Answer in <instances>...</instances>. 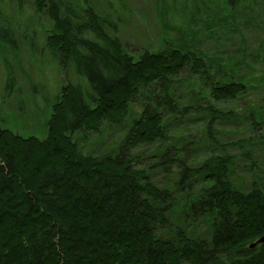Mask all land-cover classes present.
<instances>
[{"label":"trees","instance_id":"obj_1","mask_svg":"<svg viewBox=\"0 0 264 264\" xmlns=\"http://www.w3.org/2000/svg\"><path fill=\"white\" fill-rule=\"evenodd\" d=\"M32 4L52 22V59L87 87L62 86L44 138L0 125V264H264V182L237 185L230 152L264 146V103L244 101L261 83L242 70L247 60L185 41L135 56L91 0ZM191 111L201 114L199 137L179 126ZM234 119L251 134L217 137L216 125ZM105 123L128 126L115 152H82L74 136Z\"/></svg>","mask_w":264,"mask_h":264},{"label":"rangeland","instance_id":"obj_2","mask_svg":"<svg viewBox=\"0 0 264 264\" xmlns=\"http://www.w3.org/2000/svg\"><path fill=\"white\" fill-rule=\"evenodd\" d=\"M116 20L117 36L133 54L144 50L163 51L167 46L191 42L209 56H227L247 60L242 70L250 71L255 88L244 101L264 103L258 95L264 85V0H91ZM0 27H10L13 42L0 36V125L28 136L44 138L52 103L62 86L71 81L87 87L84 79L65 70L52 59L47 41L52 35V22L37 13L32 0H0ZM218 56V57H221ZM186 75L180 85L190 101V87ZM261 87V88H260ZM258 89V93L255 91ZM244 102L219 104L222 109L244 107ZM264 105V104H263ZM230 107V108H228ZM201 114L191 111L185 126L197 137L202 127L197 121ZM190 123V124H187ZM217 137L235 141L251 134L247 122L231 120L216 125ZM264 127V120L263 124ZM128 126L103 124L100 130L76 134L82 152L100 155L113 153L123 140ZM83 133V134H82ZM171 134L178 132L172 130ZM147 149L142 145L141 150ZM248 146L230 150L236 155L233 178L237 185L249 187L254 179L264 182V146H256L249 157L241 152ZM207 150V149H206ZM205 150L204 155L207 153ZM156 180H166L162 172ZM200 223L198 230L205 236L208 227Z\"/></svg>","mask_w":264,"mask_h":264},{"label":"water","instance_id":"obj_3","mask_svg":"<svg viewBox=\"0 0 264 264\" xmlns=\"http://www.w3.org/2000/svg\"><path fill=\"white\" fill-rule=\"evenodd\" d=\"M258 242H264V236H262Z\"/></svg>","mask_w":264,"mask_h":264},{"label":"bare ground","instance_id":"obj_4","mask_svg":"<svg viewBox=\"0 0 264 264\" xmlns=\"http://www.w3.org/2000/svg\"><path fill=\"white\" fill-rule=\"evenodd\" d=\"M264 236V235H263ZM262 237V236H261ZM261 237H259L257 240L259 241V239L261 238ZM256 242V243H264V242ZM256 243H254V244H256ZM254 244H252V245H254Z\"/></svg>","mask_w":264,"mask_h":264}]
</instances>
